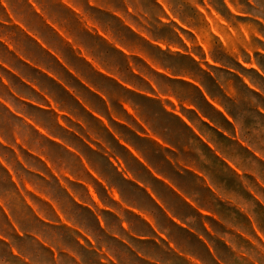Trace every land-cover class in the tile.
Segmentation results:
<instances>
[{
	"label": "crops",
	"instance_id": "1",
	"mask_svg": "<svg viewBox=\"0 0 264 264\" xmlns=\"http://www.w3.org/2000/svg\"><path fill=\"white\" fill-rule=\"evenodd\" d=\"M121 29L143 34L126 0H0V241L51 246L40 225L65 221L83 239L79 255L63 249L75 264H93L89 252L95 264H264V199L249 188L253 170L242 159H264V106L247 121L211 67L192 78L203 105L182 102L179 116L159 99V116L146 115L112 93L114 85L139 91L127 79L139 72L137 52ZM224 70L264 103V70L255 71L258 84ZM166 115L184 139L160 123ZM57 149L77 167L58 161ZM55 181L77 212L57 207Z\"/></svg>",
	"mask_w": 264,
	"mask_h": 264
},
{
	"label": "rangeland",
	"instance_id": "2",
	"mask_svg": "<svg viewBox=\"0 0 264 264\" xmlns=\"http://www.w3.org/2000/svg\"><path fill=\"white\" fill-rule=\"evenodd\" d=\"M126 1L135 7L136 23L139 31L143 33L141 37L132 36L121 29V34L125 35L129 46L137 52L134 66L139 72L135 74L136 77L130 76L127 79L133 82L139 91L127 86V90L116 88L114 85L112 93L115 96L135 108L139 106L146 115H154L153 118L159 116L161 111L159 99H162L163 106L169 113L182 116L180 107L182 102L203 105L193 86L195 83L192 78L205 79L207 76L200 69L208 72L211 67H216L218 69H211L214 74L229 83L239 97L233 108L247 121L256 122L257 107L264 106L262 97L246 91L240 78L227 74L224 69L233 68L238 73L245 74L253 83H261L255 71L264 70V0ZM106 83L108 86L113 85L108 81ZM204 107L211 115H216L209 108ZM186 115L192 118L191 114ZM183 118L188 121L186 117ZM83 120L91 129L100 127L84 111ZM163 121L176 131V139L181 140L186 137L178 129L177 121L170 115L162 116L160 123ZM104 122L107 126L108 121ZM66 123V118L59 121L62 127H65ZM120 125L121 130L127 127ZM195 146L200 147L198 143ZM194 153L196 156L197 151L194 150ZM55 154L61 163L67 159L66 163L71 162L72 166L77 167L78 162L74 159L69 160L63 151L57 149ZM188 156L192 157V155ZM242 159L244 165L253 170L250 172H257L264 182V159L258 157L257 160H261L262 163L250 156H242ZM118 163L121 164L120 161ZM62 165L58 167L63 168ZM114 165L117 166L116 163ZM250 172H245L249 188H258L260 196L264 199V185L259 182L257 184L255 176ZM40 176L47 180L48 174ZM232 183L238 191L239 182L233 180ZM52 186L56 194V205L57 207L61 205L60 211L77 212L73 206H68L63 187H60L56 181L52 182ZM45 203L46 205L41 203V207L52 208L62 221L52 203L48 201ZM44 208L41 209L42 212L45 211ZM49 224L52 227L45 228L40 225V232L51 246L57 249V253L36 237L34 238L39 244L33 243L31 238L21 239L14 235L10 243L0 241V264H75L73 259L76 257L72 253L64 252L63 249H71L74 254L79 255V245L83 246V239L76 237L67 228L70 226L65 221L62 224ZM53 254H56L55 262L52 261ZM88 256L89 260L92 259L91 263L95 264V256L91 252Z\"/></svg>",
	"mask_w": 264,
	"mask_h": 264
},
{
	"label": "trees",
	"instance_id": "3",
	"mask_svg": "<svg viewBox=\"0 0 264 264\" xmlns=\"http://www.w3.org/2000/svg\"><path fill=\"white\" fill-rule=\"evenodd\" d=\"M198 91H200L199 89H198ZM200 93H201V91H200ZM202 94V93H201ZM203 95V94H202Z\"/></svg>",
	"mask_w": 264,
	"mask_h": 264
}]
</instances>
